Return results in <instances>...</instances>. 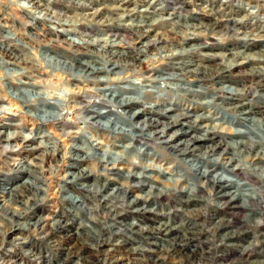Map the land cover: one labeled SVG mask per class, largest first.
<instances>
[{
  "label": "clouds",
  "instance_id": "9594fccd",
  "mask_svg": "<svg viewBox=\"0 0 264 264\" xmlns=\"http://www.w3.org/2000/svg\"><path fill=\"white\" fill-rule=\"evenodd\" d=\"M0 264H264V0H0Z\"/></svg>",
  "mask_w": 264,
  "mask_h": 264
}]
</instances>
